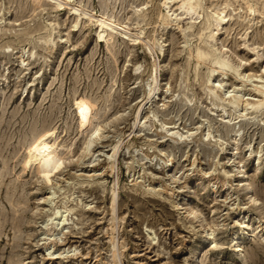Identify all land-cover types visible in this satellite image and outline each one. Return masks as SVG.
Segmentation results:
<instances>
[{
	"label": "rangeland",
	"instance_id": "obj_1",
	"mask_svg": "<svg viewBox=\"0 0 264 264\" xmlns=\"http://www.w3.org/2000/svg\"><path fill=\"white\" fill-rule=\"evenodd\" d=\"M201 1L189 30L180 0H0V264H264V106L229 103L264 86V0Z\"/></svg>",
	"mask_w": 264,
	"mask_h": 264
},
{
	"label": "bare ground",
	"instance_id": "obj_2",
	"mask_svg": "<svg viewBox=\"0 0 264 264\" xmlns=\"http://www.w3.org/2000/svg\"><path fill=\"white\" fill-rule=\"evenodd\" d=\"M37 1H39V0H37ZM50 1L57 4L58 7H63L61 0H50ZM174 1L175 0H165L163 5L167 8H169L168 5ZM180 2H181L180 9H182V11L184 12L183 15L184 16H190V18H191V22H190L191 24L186 28V29L191 30L194 27V25L196 24V22H195L196 19L200 18L201 10H204L203 2L201 0H180ZM251 11H253L252 8H251ZM69 13L76 15L79 21L82 19L88 18L87 13L81 12L80 9L75 8V6H71L69 8ZM196 15H197V17H195ZM182 16H180L179 14H169V12H167V15L165 14V16H164V23L169 24L171 21L177 23L179 20H181L183 18ZM112 19L106 17L105 15H101L99 18L96 19V24L100 28V31H98V38L100 40L106 39L108 36V35H106V33L108 31H110V34H109L110 39L109 40H111L113 38V34H114L113 31L119 32V30H120L124 36H126L129 39H132L131 35L125 29L124 30L119 29L117 27V24L114 23L115 21ZM225 19H226V15L224 14V11H221V12L213 11V12L208 13L207 18H206V29L210 30L215 25V23H216V25H218L221 22L225 21ZM91 20H93V19H91ZM203 35L206 36V34H204L202 32L201 36H203ZM208 38L209 39L214 38L213 31H211V33L208 35ZM195 56L200 60V62L203 61V62H206V64H207V62L209 61L212 65H214L213 68L210 67L211 72L213 74H215L217 72L224 73V72H226L227 69H234L233 66L225 58L220 57L219 55L216 54V52H213L211 50L206 52V51H203L201 48H197ZM236 73L239 75V77H241V75H243V74L239 73V70H236ZM151 78L154 79L155 77L152 76ZM148 85H149L148 95L150 96L152 94V92L154 91V87H155L154 85L155 84L153 85V84L149 83ZM216 87H217V85L210 86V91L214 92V89ZM257 91H258V98L255 99L254 101L252 100L253 102L248 101L243 96L237 97L235 94V95L231 96L229 103L236 106V107L241 106L245 110L260 109L261 107L264 106V86L257 88ZM140 113H141V109L137 113V120L140 117ZM140 123H142V119H140ZM97 132H99V129L97 130ZM173 134L176 135L178 138H181V139L184 137V135L181 133L173 132ZM39 140H40V138L36 139V141L32 145L38 143ZM91 142H92V140L90 141L88 146L91 145ZM115 151H116V147H114V153L112 154V157L115 156L114 155ZM168 161L172 162V159H169ZM113 206L115 207V197H114V201H113ZM64 213L65 212H62V210L55 212V217L51 218V220H59L60 221L59 224L66 223L67 218H66V215H64ZM206 235H210L209 231L206 232ZM234 240H235V238H233V241Z\"/></svg>",
	"mask_w": 264,
	"mask_h": 264
}]
</instances>
